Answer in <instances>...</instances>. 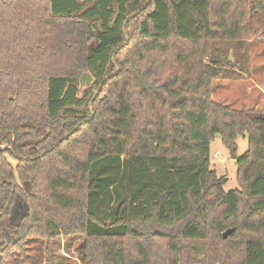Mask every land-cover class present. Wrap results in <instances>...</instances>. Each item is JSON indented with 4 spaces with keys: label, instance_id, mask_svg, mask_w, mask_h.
Masks as SVG:
<instances>
[{
    "label": "trees",
    "instance_id": "obj_1",
    "mask_svg": "<svg viewBox=\"0 0 264 264\" xmlns=\"http://www.w3.org/2000/svg\"><path fill=\"white\" fill-rule=\"evenodd\" d=\"M147 1L0 0V264L61 235L83 237L80 264H264V114L211 99L249 73L264 0H150L129 18Z\"/></svg>",
    "mask_w": 264,
    "mask_h": 264
},
{
    "label": "rangeland",
    "instance_id": "obj_2",
    "mask_svg": "<svg viewBox=\"0 0 264 264\" xmlns=\"http://www.w3.org/2000/svg\"><path fill=\"white\" fill-rule=\"evenodd\" d=\"M249 53V73L243 74V79L239 81L213 82L211 99L230 109L264 114V41H253ZM236 144L239 158L248 149L245 133L237 138ZM9 160L10 164L15 166V161ZM210 166L217 171L218 177L227 178L223 187L225 192L238 188L235 160L231 159L219 136H216L210 144ZM17 214L19 215L20 212ZM82 244L83 237L80 235H61L51 241L33 238L26 242L23 251H12L4 260L9 263L16 261L18 264H80L78 251Z\"/></svg>",
    "mask_w": 264,
    "mask_h": 264
},
{
    "label": "water",
    "instance_id": "obj_3",
    "mask_svg": "<svg viewBox=\"0 0 264 264\" xmlns=\"http://www.w3.org/2000/svg\"><path fill=\"white\" fill-rule=\"evenodd\" d=\"M149 1H150V0H148V1L146 2V4H145V5H144L139 11L135 12L134 14H132L129 18H134L136 15H138L140 12H142V11L148 6ZM123 33L125 34V30H124V29H123ZM127 42H128V39L126 38V43H127ZM114 60H115V58H114V56H112V58H111V62H112V64H113V66L115 67V73L112 74V75H108V76H106V77L104 78V80L98 85V87H97V89H96V91H95L93 97L91 98V101H90L89 104H88V109H89V112H90V114H91V118H92V116H93V113H92V103H93V101L96 99V97L98 96L99 91L101 90L103 84H104L109 78H111V77L114 76V75H117V73H118V68H117V66H116ZM92 82H93V79H92L91 75L88 74V73H84V74L81 76V78H80V84H81V87H82V88H84V87H89V86L92 84ZM24 126L27 127V128H35V126H34L32 123H30V122H26V123L24 124ZM48 134H49V132L47 131L46 134H45L43 137H41V138H39V139H37V140H26V141H24V142L21 144V146H26V145H37V144L43 142V141L48 137ZM71 134H72V133H71ZM66 137H67V136H66ZM66 137H63L62 139H60V140L58 141V143L62 142ZM2 150H4V147H1V148H0V151H2ZM10 200H11V194H10V198H9V200H8V202H7L6 206H5V208L8 207V205H9V203H10ZM231 233H232V230H227L226 232L223 233V236H222V237H223V238H227Z\"/></svg>",
    "mask_w": 264,
    "mask_h": 264
},
{
    "label": "crops",
    "instance_id": "obj_4",
    "mask_svg": "<svg viewBox=\"0 0 264 264\" xmlns=\"http://www.w3.org/2000/svg\"><path fill=\"white\" fill-rule=\"evenodd\" d=\"M213 169V168H212ZM215 170V169H214ZM215 172H216V174H217V176H218V173H217V171L215 170ZM220 177V176H219Z\"/></svg>",
    "mask_w": 264,
    "mask_h": 264
},
{
    "label": "built area",
    "instance_id": "obj_5",
    "mask_svg": "<svg viewBox=\"0 0 264 264\" xmlns=\"http://www.w3.org/2000/svg\"><path fill=\"white\" fill-rule=\"evenodd\" d=\"M216 157V156H215ZM222 161H225L224 159H222Z\"/></svg>",
    "mask_w": 264,
    "mask_h": 264
},
{
    "label": "flooded vegetation",
    "instance_id": "obj_6",
    "mask_svg": "<svg viewBox=\"0 0 264 264\" xmlns=\"http://www.w3.org/2000/svg\"><path fill=\"white\" fill-rule=\"evenodd\" d=\"M6 209V208H5Z\"/></svg>",
    "mask_w": 264,
    "mask_h": 264
}]
</instances>
